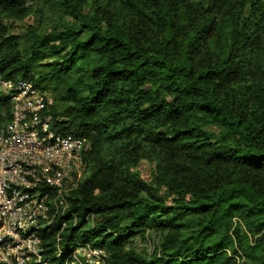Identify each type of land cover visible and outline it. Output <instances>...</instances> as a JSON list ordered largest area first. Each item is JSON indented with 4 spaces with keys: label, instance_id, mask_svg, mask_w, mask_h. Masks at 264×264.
<instances>
[{
    "label": "trees",
    "instance_id": "obj_1",
    "mask_svg": "<svg viewBox=\"0 0 264 264\" xmlns=\"http://www.w3.org/2000/svg\"><path fill=\"white\" fill-rule=\"evenodd\" d=\"M36 5L50 29L22 39L0 20V74L52 92L53 126L88 141L44 260L264 264V0H0V16Z\"/></svg>",
    "mask_w": 264,
    "mask_h": 264
},
{
    "label": "built area",
    "instance_id": "obj_2",
    "mask_svg": "<svg viewBox=\"0 0 264 264\" xmlns=\"http://www.w3.org/2000/svg\"><path fill=\"white\" fill-rule=\"evenodd\" d=\"M0 96L11 104V119L0 124V264H49L40 232L68 211V196L84 179L88 141L57 131L54 99L33 81L0 74ZM79 252L104 264L101 250L80 248L76 263Z\"/></svg>",
    "mask_w": 264,
    "mask_h": 264
},
{
    "label": "rangeland",
    "instance_id": "obj_3",
    "mask_svg": "<svg viewBox=\"0 0 264 264\" xmlns=\"http://www.w3.org/2000/svg\"><path fill=\"white\" fill-rule=\"evenodd\" d=\"M30 4V3H29ZM37 11L36 13L31 12L26 14L25 16L21 17L20 19H3L2 16H0V20H2L4 23H6V27L8 29V35H18L22 39L27 38V35L30 31L40 28L38 31H42L44 29H50V24L52 25L55 21L52 19L54 15L52 13H48L46 11V6L44 5H36ZM39 7V8H38ZM39 13L42 15V19L39 17ZM49 91V90H48ZM52 97L53 93L48 92ZM54 99V97H53ZM140 170L142 171L143 177L147 180L150 177L151 171L153 170L152 165L149 163L143 162V164L140 167ZM158 237L153 235L146 239V241L137 240L135 243L136 250L139 253H153L155 246H157ZM80 253V252H79ZM79 259L83 260L85 259L87 262L94 263L99 260V257H90L83 256V254L80 253L78 256ZM95 260V262H94Z\"/></svg>",
    "mask_w": 264,
    "mask_h": 264
}]
</instances>
